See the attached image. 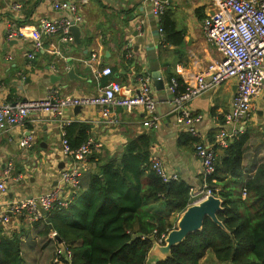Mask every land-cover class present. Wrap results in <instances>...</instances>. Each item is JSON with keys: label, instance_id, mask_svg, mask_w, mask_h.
Returning <instances> with one entry per match:
<instances>
[{"label": "crops", "instance_id": "0c3cea01", "mask_svg": "<svg viewBox=\"0 0 264 264\" xmlns=\"http://www.w3.org/2000/svg\"><path fill=\"white\" fill-rule=\"evenodd\" d=\"M60 1L75 5L77 14L82 17V23L78 24L80 44L74 41L63 44L58 34L43 36L42 49L30 59L32 41L29 37L10 39V27L24 29L26 34L40 18H68L69 11H55L51 7L52 3ZM165 1V13L158 20L152 16L150 5L141 0H0V105L42 100L52 89H58L61 95H93L97 81L92 73L107 67L112 75L99 77L98 84L117 80L126 97L138 92L140 77L151 79L152 94L157 102L154 111L157 120L152 128L142 125L146 114L140 107L131 111L116 108L114 113L120 119L117 125L107 124L98 108L81 107L79 112L74 107L63 111V119L84 125L88 137L99 145L88 157L79 185L80 182L85 185V174L95 168L98 160L105 163L120 157L129 144H134L137 149L144 146L149 159L153 155L160 158L165 170L178 176L176 182L185 183L190 189L199 187L201 165L194 153V142L209 146L221 130L230 132L241 127V123L230 124L225 118L236 92L234 82L224 83L190 101L191 113L202 117V123L196 126L198 138H192L184 127L177 125L171 93L167 90L168 79L175 77L183 87L189 85L218 58V53L207 42L201 26L213 10L211 0ZM14 4H20L21 8L14 11ZM160 22L165 26L163 36L158 33ZM127 53L131 54L130 58L126 57ZM92 55L96 56L92 61L93 70L84 64ZM68 67H73L82 80L69 81L65 74ZM154 74H159L164 81L167 93L162 96L154 91ZM51 76H59L61 80L53 83ZM61 120L52 114H32L23 125L0 132V180L7 187L6 192L0 194V206L8 201L35 197L60 183L59 174L67 164L59 154ZM29 132L34 135L35 143L26 150L20 146L19 139ZM244 134L246 141L238 187L255 174L258 165L264 164V94L252 102L250 117L236 137ZM223 156L222 149L216 148L215 158ZM149 211L166 216L159 202L151 205ZM167 218L173 223V213ZM34 224L24 218L13 221L10 227L0 228V237L20 231L33 237ZM8 229H11L10 234ZM56 248V242L48 246V263ZM26 253L30 252L26 250ZM207 254L216 264H222L212 252ZM27 258L33 264H41L32 253Z\"/></svg>", "mask_w": 264, "mask_h": 264}, {"label": "trees", "instance_id": "16d2710c", "mask_svg": "<svg viewBox=\"0 0 264 264\" xmlns=\"http://www.w3.org/2000/svg\"><path fill=\"white\" fill-rule=\"evenodd\" d=\"M65 136L71 148L88 138L84 125L73 122L65 127ZM245 141V134L240 135L222 149L224 156L215 159L208 179L212 194L222 200L216 216L227 232L205 218L200 231L172 247L158 264H199L208 251L222 264H264V164L237 187ZM102 162L85 174V185L80 182L66 208L53 209L34 224L33 237L23 231L0 237V264H33L27 257L36 247L46 252L54 246L51 231L71 252L70 264H146L149 237L158 239L174 228L167 216L191 204L190 188L182 182H162L144 146L129 144L120 157ZM157 202L165 217L149 211Z\"/></svg>", "mask_w": 264, "mask_h": 264}, {"label": "built area", "instance_id": "2783aa9c", "mask_svg": "<svg viewBox=\"0 0 264 264\" xmlns=\"http://www.w3.org/2000/svg\"><path fill=\"white\" fill-rule=\"evenodd\" d=\"M151 7L153 17L161 20L166 10L165 0H141ZM213 10L202 21L201 26L207 42L218 53V58L209 63L205 71L199 74L194 82L183 87L175 77L167 81V90L174 95L172 111L178 126L184 127L192 138H198L197 125L202 123L200 115H194L189 109V103L201 94L216 89L224 83L234 82L235 95L231 102L230 111L225 114L227 123L238 124L241 127L234 128L230 132L221 130L211 145H205L200 141L194 142V153L201 165V183L199 187L189 190L191 204L213 195L209 188L208 179L215 171V149L226 148L237 135L242 133L244 123L250 117L252 102L264 94V0H211ZM51 7L55 11L66 10L70 12L68 18L50 19L40 18L37 23L30 26L25 34L24 29L10 27L8 37L10 39H24L29 37L32 41V54L35 58L42 49V37L58 34L63 44H72L73 36L70 32L72 25L82 23V17L77 14L76 6L69 1L54 2ZM20 4H14L12 9L17 11ZM158 33L163 36L161 22ZM59 54V53H58ZM92 55L84 64L93 70ZM131 57L130 53L126 54ZM93 77L97 81V88L93 95L75 96L61 95L58 89H52L42 100H26L14 104L3 103L0 105V132L9 128L23 125L32 114L47 113L62 119L60 123V150L59 154L67 162L65 168L59 174L60 183L50 190L35 197L8 201L0 206V228H8L13 221L24 218L29 223H37L45 219L43 211L57 208H66L79 188V178L84 170L88 157L93 150L99 147L95 141L88 137L77 148H71L65 136V127L73 121L63 119L65 109L74 107L98 108L109 125H117L120 119L115 115L116 108L131 111L132 108H143L146 119L142 122L144 127L152 128L156 124L154 111L156 100L152 94L151 79L142 76L138 80V92L126 97L122 94V87L117 80L109 81L106 85L98 84L99 77H110V68L93 71ZM180 87L182 89H180ZM35 143L34 135L29 132L19 139V144L24 149H30ZM151 169L164 183L178 181L176 174H169L163 167L162 161L156 156L149 159ZM6 183L0 180V194L6 192ZM245 189H242V197ZM53 239L54 231L49 234ZM166 234H162L157 243L163 244ZM144 239V237H142ZM57 245V244H56ZM64 245V244H63ZM65 250L57 246L52 263L70 264L71 252L64 245Z\"/></svg>", "mask_w": 264, "mask_h": 264}, {"label": "water", "instance_id": "95a60500", "mask_svg": "<svg viewBox=\"0 0 264 264\" xmlns=\"http://www.w3.org/2000/svg\"><path fill=\"white\" fill-rule=\"evenodd\" d=\"M70 32L73 36L74 42L80 44V30L78 25H72L70 27ZM65 70L66 77L69 81L82 80L76 76L73 67H68ZM59 72L60 71L58 70V73ZM159 76V74L152 75V85L156 95L162 96V94L167 93V91L165 90L164 81ZM50 79L51 82L54 83L59 82L61 77L51 76ZM171 99V101L174 99V95L172 94ZM80 108L81 107H75L74 110H79L80 112ZM222 209V200L215 195H209L206 198L187 206L179 214L175 224L176 226L166 233L163 244L157 243L154 236L149 237V240L151 241V247L147 252L146 264H158L164 261L170 256V250L172 247L182 243L188 235L196 233L202 229L205 218H209L213 223L226 231L225 227L216 216L217 212L222 211ZM43 213L46 215L45 211H43ZM49 228H51L50 225ZM54 241L62 251L65 250L62 239L55 232Z\"/></svg>", "mask_w": 264, "mask_h": 264}, {"label": "rangeland", "instance_id": "374dc122", "mask_svg": "<svg viewBox=\"0 0 264 264\" xmlns=\"http://www.w3.org/2000/svg\"><path fill=\"white\" fill-rule=\"evenodd\" d=\"M247 124H248V122H247ZM239 186V184L237 183V187ZM149 210H150V207L148 208ZM178 216H179V214L177 213V214H173V217H174V221H173V225H174V227L176 226L175 224H176V221H177V219H178ZM25 220V219H24ZM27 221V220H26ZM28 222V221H27ZM11 231V229H8V233ZM10 234V233H9ZM8 234V235H9ZM17 234H19V233H17ZM12 234H10L9 236H11ZM48 236H50V235H48ZM50 238V237H49ZM51 240H54V236H53V239H51ZM40 249V248H39ZM38 248L32 253V255L36 258V260H39V262L42 264H53L52 263V261L51 262H49L48 263V259H50V257H49V255H48V251H46V252H43V250L41 249V250H39ZM205 256H206V254L203 256V258L202 259H204L205 258ZM202 259H201V262H200V264H216L212 259H211V255L210 254H207V256H206V258L202 261Z\"/></svg>", "mask_w": 264, "mask_h": 264}]
</instances>
